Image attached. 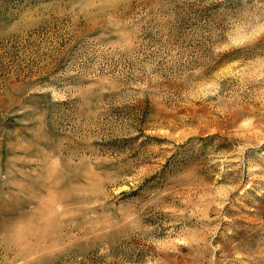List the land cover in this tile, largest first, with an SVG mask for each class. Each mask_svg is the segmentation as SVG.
Segmentation results:
<instances>
[{"label": "rangeland", "instance_id": "1", "mask_svg": "<svg viewBox=\"0 0 264 264\" xmlns=\"http://www.w3.org/2000/svg\"><path fill=\"white\" fill-rule=\"evenodd\" d=\"M0 264H264V0H0Z\"/></svg>", "mask_w": 264, "mask_h": 264}]
</instances>
